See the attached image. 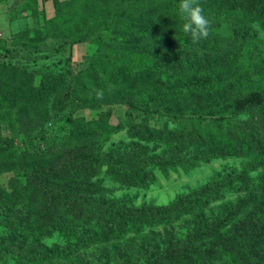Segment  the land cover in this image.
<instances>
[{
	"label": "trees",
	"instance_id": "obj_1",
	"mask_svg": "<svg viewBox=\"0 0 264 264\" xmlns=\"http://www.w3.org/2000/svg\"><path fill=\"white\" fill-rule=\"evenodd\" d=\"M55 3L45 37L99 47L77 68L51 65L38 83L16 69L13 80L20 71L23 82L0 88L4 130L13 135L0 136V174L11 173L10 188L0 184V264H51L59 256V264H111L116 257L119 264H141L138 257L146 264H264V62L249 49L264 38L249 26L230 30L236 43L212 32L194 44L181 29L179 0ZM200 3L213 30L219 16L234 12L250 14L264 30V0ZM27 28L12 32L26 35ZM245 37L239 55L236 44ZM64 102L69 113H54ZM111 104L167 125L157 137L141 126L132 154L123 141L105 146L101 136L115 130L109 113L90 120L76 114ZM65 120L70 135L60 137L56 127ZM169 122L179 128L168 129ZM155 147L158 157L169 154L156 161L166 167L247 161L166 205L135 208L128 196H111L100 175L144 187Z\"/></svg>",
	"mask_w": 264,
	"mask_h": 264
},
{
	"label": "rangeland",
	"instance_id": "obj_2",
	"mask_svg": "<svg viewBox=\"0 0 264 264\" xmlns=\"http://www.w3.org/2000/svg\"><path fill=\"white\" fill-rule=\"evenodd\" d=\"M55 2L56 0H0V88L7 83H11L16 88L23 82V76L20 74V71L15 74L18 79L13 80V74L16 69L23 72L27 71L31 75V79L34 78V81L38 83L44 77L45 73L50 71L52 67L54 69V64H59V66L55 67L56 69L58 67L65 69L67 66L65 62L68 61V64H74L77 68L76 65L81 64L84 56L99 47L97 44L87 42L72 44L71 40L66 41L64 37H56L55 35L45 37V33L47 34L50 30L46 26V19H50L56 15ZM244 13L236 14L234 12L227 16H219L214 22L215 26L216 24H219V26L217 28L215 27L212 32H215L219 37L223 38L224 36L223 41L236 43L231 36L230 30H244L251 26L259 36L264 38L263 25L260 22L253 21V17L250 14ZM9 16L13 21H22L21 31L26 27H29L27 29H33L29 30L26 35H23L21 31L12 32L10 30ZM219 21L221 22L219 23ZM243 40H247V38H242L236 44V47L239 48V55L244 50ZM250 48L253 50L255 60L264 62V45H259L256 48L249 46ZM54 49H58L59 53L51 57H42L44 53H51ZM61 58L64 61L58 62ZM4 76H7L8 79L4 78ZM64 81H66V86L68 81L65 79ZM1 98L2 93H0V136H13L11 132L4 130L6 121L3 113L4 103ZM71 106L68 102L57 104L54 113L68 114ZM15 110L13 109V111ZM100 112L109 113L110 117L108 121L115 127L114 131L104 133L100 140H107L105 146L110 142L123 141V146L125 147L127 145L125 153L131 152L130 154L133 153L134 142L138 140V137L134 133L141 129V126L147 125L150 136L157 137L160 136L161 130L167 125L164 119L158 115L149 114L146 117L138 112H130L128 106L125 104L104 105L100 110L82 109L77 112L76 116L83 115L87 120H90L99 117L101 115ZM70 123V120L58 123L56 133L60 137L70 135L68 133ZM172 128H179L178 123L169 122L168 129ZM144 140L141 139V142H144ZM154 145L155 143H151L150 146L153 147ZM160 151V147H155L149 152L148 160L152 165L148 167L152 168L153 166V169L148 172V183L144 187H135L123 183L126 177H121L122 181L119 182L114 179L115 175L113 176L107 172L101 174L99 179L103 180L104 186L112 189L111 196H115L116 198L128 196L132 207L137 208L143 204L148 206H162L185 194L197 191L208 183H212L217 172L225 170V168L242 169L243 164L247 161L241 157L230 156L218 157L211 161L200 160L196 165L189 167H183L178 164L166 167L157 165L156 161L169 156L166 153L158 157L157 153ZM10 174L9 172H2L0 174V184L7 188H10L8 185ZM253 175H256V172ZM188 227L185 225L177 231H187L189 229ZM55 238H58V236ZM93 253L98 254V251L88 252V257ZM116 258L112 259L111 264H119L121 262ZM138 258H140L139 263L146 264L142 263L141 257ZM60 261L61 258L59 256L51 264H59ZM136 261L138 263V260Z\"/></svg>",
	"mask_w": 264,
	"mask_h": 264
},
{
	"label": "clouds",
	"instance_id": "obj_3",
	"mask_svg": "<svg viewBox=\"0 0 264 264\" xmlns=\"http://www.w3.org/2000/svg\"><path fill=\"white\" fill-rule=\"evenodd\" d=\"M177 13L181 29L192 43H200L212 34V22L205 15L200 0H179Z\"/></svg>",
	"mask_w": 264,
	"mask_h": 264
},
{
	"label": "crops",
	"instance_id": "obj_4",
	"mask_svg": "<svg viewBox=\"0 0 264 264\" xmlns=\"http://www.w3.org/2000/svg\"><path fill=\"white\" fill-rule=\"evenodd\" d=\"M10 23V21H9ZM22 21L21 22H17L15 24L10 23V30H18V29H22Z\"/></svg>",
	"mask_w": 264,
	"mask_h": 264
}]
</instances>
